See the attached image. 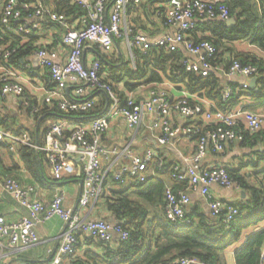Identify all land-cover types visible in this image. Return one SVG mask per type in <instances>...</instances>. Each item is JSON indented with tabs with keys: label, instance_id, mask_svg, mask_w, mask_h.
<instances>
[{
	"label": "built area",
	"instance_id": "1",
	"mask_svg": "<svg viewBox=\"0 0 264 264\" xmlns=\"http://www.w3.org/2000/svg\"><path fill=\"white\" fill-rule=\"evenodd\" d=\"M66 0H58L64 2ZM70 5L80 7L85 16L69 21L65 14L48 7L42 0H0V25L28 41L41 37L44 27L53 24L62 34H52L49 39L41 40L33 53L38 66L46 72L47 81L41 87L42 105L53 106L57 110L75 116L87 113L95 107L93 98L86 94V88L105 95V113L85 124L70 125L66 120L48 122L42 145L33 141L25 131L14 134L0 123V145L11 152L18 147H29L45 155L54 182L71 176L76 170L81 175L82 185L76 207L64 208L65 193L57 190L48 204H42L32 198L35 189L21 186L9 176L0 174V193L11 196L16 203L27 210L28 217L17 223H8L0 216V238H7L10 244L21 242L31 246L38 242L34 227L53 217L64 223L60 244L55 251L48 250V264H82L79 260L80 237L97 241L109 246L114 239L122 245L129 240V232L119 223H110L105 219L83 220L80 212L95 205L105 196L107 174L102 168L103 160L109 156H118L111 177L121 185H127L128 179L143 183L149 177L157 178L163 171H169L177 182L186 183V188L164 191V216L171 223L185 222L187 208L191 203L190 193H198L207 204L210 216L215 218L223 213V223L228 226L237 214L233 204H225L214 199L210 187L222 188L240 186L233 181L224 167L209 168L204 165L208 152L223 153L231 144H241L244 133L256 134L264 128V110H251L243 105L230 112L216 110L212 101L188 93L184 88L177 96H171L167 90L174 85L168 80L154 85L145 98H140L139 89L127 92L120 87L123 98L106 81L102 64L97 57L87 62L84 52L87 46L96 48L101 54H112L119 46L124 47L134 66V49L145 52L151 45L165 52H174L184 47L188 56L181 59L186 72L205 78L212 72L220 71L215 65V47L208 42L195 43L190 39L199 22L231 19L226 0H167L164 8L162 27L175 29L165 33L157 40L136 33L129 18V10L144 4L146 0H67ZM264 3V0H253ZM61 33V32H60ZM17 48L0 47V99L8 96L20 99L28 106L27 87L20 72L13 66L7 67L9 58ZM240 76L246 81L257 77L256 68L242 65L239 61L230 63L224 77L230 79ZM248 82L240 85L248 88ZM66 86L74 87L76 100L67 99ZM29 93V92H28ZM234 93L228 84L222 86L221 100L227 101ZM254 105V104H253ZM32 116L39 113L40 104L28 106ZM150 118L149 130L157 132L153 137L159 147L175 149L176 143L186 139L194 141V152L190 156L179 154V162L165 167L157 164V155L148 150L143 157L126 146L122 149L107 147L102 142L103 134L109 130L110 123L120 119L128 130H136ZM198 119L203 123L199 125ZM210 126V127H208ZM73 158H77L75 162ZM130 181V180H129ZM116 251L111 259L116 262L121 257ZM45 264V263H42ZM167 264H206L193 257L177 258ZM259 264H264V243Z\"/></svg>",
	"mask_w": 264,
	"mask_h": 264
},
{
	"label": "trees",
	"instance_id": "2",
	"mask_svg": "<svg viewBox=\"0 0 264 264\" xmlns=\"http://www.w3.org/2000/svg\"><path fill=\"white\" fill-rule=\"evenodd\" d=\"M146 1L137 7L138 9L134 8L135 11L142 9L145 17L156 16L157 12H164L162 6L150 7L153 0ZM225 3L229 8L230 17H234L236 23L227 26L225 22L219 20L199 22L196 29L191 32L190 39L195 43L208 42L212 44L217 51L215 65H224L223 69H227L230 63L236 60L242 65L255 67L257 85L254 89L245 90L241 89L239 85L228 84L233 88L234 93L227 101L223 102L221 91L224 82L218 75V71L212 72L205 78L199 77L195 73L186 72L181 65V59L184 58L181 51L165 52L153 45L145 52L140 49L133 50L134 66L129 58L118 55L116 51L109 55L97 51L106 81L121 98H123V92L120 91V87L127 92H132L143 87L152 88L154 85L168 80L174 85H181L190 94L212 101L215 109L224 113L249 102L256 104L258 108H264V3H256L253 0H226ZM238 9H240L239 13H237ZM56 10L65 14L69 21L79 20L85 16V12L80 7L70 5L67 0L59 3ZM162 16H157L161 22ZM49 26L55 25L50 24L46 27ZM155 34L150 33L149 38H153L152 36ZM33 42L32 40L29 43L24 42L21 37L6 31L0 25V47L9 50L17 48V52L9 58L8 65L23 67L21 59H25L31 53ZM244 42H250L260 51L258 53L256 50L240 52L236 47ZM104 103L105 101L102 99L101 105L87 113L78 114V117H83L82 122L87 123L101 116L105 113ZM29 105L31 104L29 103ZM59 114L62 112L58 111L55 105H43L39 113L33 117L35 126L33 129H16L12 132L19 134L26 131L34 142L42 145L48 122L59 121ZM41 117L42 119L39 121ZM0 123L5 126L6 121L0 119ZM260 132L256 134H264V132ZM244 134L245 139L240 145H249L250 138L255 134ZM0 149L10 154L12 159L17 156L36 183L44 182L45 176L41 166L47 160L43 153L29 147H18L11 152L7 147L0 145ZM262 154L258 156V162L264 160V153ZM256 163V161L251 162L254 168L259 166ZM226 171L241 189L250 193L246 205L234 204L237 214L228 226L223 223V213L213 218L199 210L186 213V220L183 223H171L164 216V191L167 186L162 181L149 177L143 183H136L134 179H128L127 190H134L132 193L134 196L130 197V195H125L126 191L111 189L114 186L121 188L122 185L114 182L111 173H108L105 183L107 197L105 198V195L104 200L106 206L114 214L117 223L129 232V240L122 245L118 244L117 251L122 255L119 260L114 262L110 260L109 246L85 238L83 241L102 248L106 254L103 258L97 252L85 251L79 257L83 258L79 260L80 263L167 264L177 258L193 257L206 264H225L223 258L225 251L233 249L234 264H259L264 243V229L249 235L241 246L238 244L245 233L252 231L259 222L264 220V170L258 172L262 175V180L257 185L250 184L245 181L243 176L237 175L238 169L226 168ZM160 174L168 177L173 190L186 188V183L172 179L169 171H163ZM149 207H154L156 210L151 213Z\"/></svg>",
	"mask_w": 264,
	"mask_h": 264
},
{
	"label": "crops",
	"instance_id": "3",
	"mask_svg": "<svg viewBox=\"0 0 264 264\" xmlns=\"http://www.w3.org/2000/svg\"><path fill=\"white\" fill-rule=\"evenodd\" d=\"M48 7L56 8L60 2L58 0H42ZM154 2L150 4L151 8H157L162 5L163 2L167 0H153ZM159 1V2H158ZM147 2V1H146ZM145 2V3H146ZM154 5V7H152ZM138 9V8H137ZM154 10V9H153ZM151 10V11H153ZM239 10L237 13H239ZM140 17H139V16ZM163 15L162 12H157L156 16L152 17H145L143 15L142 9L135 11L134 8L129 10V18L131 20L132 26L136 33H142L149 37L150 33H156L151 40L155 41L159 37L163 36L165 33H173L175 29H165L162 27V23L157 16ZM138 16V17H137ZM138 22H137V20ZM234 24L236 20L234 17ZM140 24V27H139ZM233 24V25H234ZM146 30V31H145ZM159 31V32H157ZM61 32V33H60ZM62 34V31L57 26H49L44 27V30L41 37H33V39H29L28 41H24L29 43L32 40L33 50L31 53L28 54L25 59H21L23 67H17L15 65H7L13 66L9 68H13L20 72V75L26 79L25 86L27 87V95L30 97L28 99V106L35 105L38 102V105L43 106L42 103V92L41 87H44L47 79L45 78L46 72L41 69L38 64L37 60L34 57L33 53L39 42L41 40L49 39L52 34ZM151 37V36H150ZM240 52H249L251 50H256L257 53L260 51L255 46L250 44V42H244L238 44L236 47ZM179 51L183 53L184 56H188L184 47H180ZM116 53L118 55H124L125 58L128 57L127 51L124 47L119 46V51L116 49ZM98 57L96 48L92 46H87L84 52V59L89 62L92 59H96ZM189 57V56H188ZM193 60V57H189ZM217 68H221L218 71V75L223 79L224 85L227 84H234V85H242L246 81L244 78L240 76H234L230 79L224 77L223 69L224 65H219ZM228 68V67H227ZM2 71L0 70V73ZM257 82V80H256ZM223 85V86H224ZM257 85V83H256ZM255 85V87H256ZM167 85V90L171 96H177L178 91L181 90L183 87L175 86L169 87ZM249 87V82H248ZM241 88V87H240ZM151 87H143L139 89L140 98H145L148 94V91ZM242 89V88H241ZM248 89V88H247ZM245 89V90H247ZM29 92V93H28ZM65 97L67 99L76 100L79 97L76 96L74 93V87L66 86L64 91ZM86 94L93 98L95 107L102 104V99L105 101V95L102 92H94L90 88H86ZM32 101V103H31ZM34 102H36L34 104ZM246 102V101H244ZM29 103L31 105H29ZM105 104V103H104ZM106 105V104H105ZM245 105H250L249 107L251 110L261 111L264 108H258L257 105H253L249 103H245ZM26 106L20 99H17L12 96H8L5 99H0V119L5 120L4 129L9 132L16 129H33L34 126V119L32 114L30 113V108ZM29 111V112H28ZM42 117L39 119V121ZM58 120H66L70 125H79L85 124L83 121V117L69 116L68 114H59ZM151 119L148 117L144 125L136 130H128L124 123L118 119L115 122L110 123V128L106 131L102 136V142L107 147H117L118 149H122L126 146L135 153V155L139 157H143L146 151L151 150L157 155V164L162 163L167 167L172 163L179 162V154L182 156H190L194 152L195 142L190 140H180L176 143L175 149H171V147H159L154 138L157 132H151L148 128L149 122ZM199 123L200 119H198ZM88 123V122H87ZM202 126V125H201ZM204 126V123H203ZM205 127V126H204ZM264 132V128L261 130ZM25 132V131H24ZM260 132V131H259ZM13 133V132H12ZM261 133V132H260ZM264 153V134L259 135L255 134L249 140V145H240V144H231L227 146L223 153L214 154L212 152H208L204 159V165L209 168L214 167H224L225 169H238L237 175L243 176L245 181L250 184L257 185L262 180V175L259 174V171L264 170V160L258 162V156ZM263 155V154H262ZM75 162H78L77 158H73ZM256 161L258 168H254L251 162ZM120 163L121 160L118 156H109L107 159L103 160L102 168L106 172H113L115 171V164ZM43 175L45 176V180L43 183H36L27 173L23 164L19 161L17 156L11 158V155L6 153L4 150L0 149V174L2 176H9L16 182H18L21 186H31L35 189L34 193L32 194V198L42 204H48L53 194L60 190L65 193V199L63 201L64 208L76 207L79 199V194L82 185V178L78 170L76 173L71 176H65L61 181L54 182L53 177L51 174L50 166L47 162H43L41 166ZM157 181H162L165 186L170 187V180L166 175L159 174L156 178ZM128 185H122V187L112 186V190L118 189L121 191H126L125 195H130L133 197L132 194L134 190H127ZM109 185L107 186V188ZM106 188V189H107ZM109 191V190H108ZM244 191L245 195L242 197L241 192ZM210 193L214 199L220 200L225 204H241L246 205L249 198L250 193L243 190L237 189L235 187L231 188H222L216 185H212L210 187ZM105 198L107 197V193L105 191ZM191 203L187 208V213L193 210H199L203 212L205 215L210 217V211L205 203L204 199L198 193H190ZM153 210H156L154 207H149V211L152 213ZM81 218L83 220H97V219H105L107 222L110 223H117L114 214L111 210L106 206L105 200L100 199L95 205H92L80 212ZM0 216L4 217L6 222L8 223H17L22 219L28 217V212L24 208H22L14 199L6 193H0ZM64 229V223L58 217H53L43 223H40L34 227V233L37 237L38 242L31 246H25L21 242L17 244H10L7 238H0V264H48L50 262V256L48 255V250L55 251L60 244L61 234ZM264 229V220L259 222L255 226L252 231L245 233L241 238L238 246H241L246 241L247 237L254 232L260 231ZM85 238L80 237V245L78 247L79 254L82 255L83 252L92 251L97 252L103 258L105 257L106 252L102 248H97L94 245H89L85 241ZM118 243L114 239L113 243L109 245V250L112 253L117 251ZM224 263L225 264H234L233 261V249L226 250L224 255ZM108 259V258H107ZM110 260H112L110 258Z\"/></svg>",
	"mask_w": 264,
	"mask_h": 264
},
{
	"label": "water",
	"instance_id": "4",
	"mask_svg": "<svg viewBox=\"0 0 264 264\" xmlns=\"http://www.w3.org/2000/svg\"><path fill=\"white\" fill-rule=\"evenodd\" d=\"M234 19L233 18H231L229 21H227V22H225V24L227 25V26H231V25H233L234 24ZM255 85H256V79L255 78H253V79H251L250 80V82H249V87H248V89H254L255 88ZM245 195V193H244V191H242L241 192V196L243 197Z\"/></svg>",
	"mask_w": 264,
	"mask_h": 264
}]
</instances>
